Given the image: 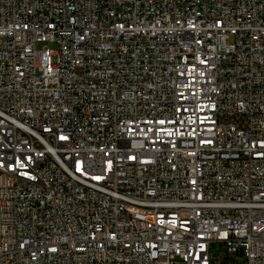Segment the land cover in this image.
I'll use <instances>...</instances> for the list:
<instances>
[{
    "label": "built area",
    "instance_id": "1",
    "mask_svg": "<svg viewBox=\"0 0 264 264\" xmlns=\"http://www.w3.org/2000/svg\"><path fill=\"white\" fill-rule=\"evenodd\" d=\"M0 264H264V0H0Z\"/></svg>",
    "mask_w": 264,
    "mask_h": 264
}]
</instances>
